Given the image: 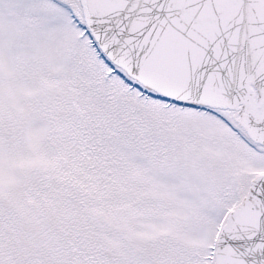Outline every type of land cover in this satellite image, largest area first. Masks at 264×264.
Wrapping results in <instances>:
<instances>
[{"label":"snow or ice","instance_id":"6c2138e0","mask_svg":"<svg viewBox=\"0 0 264 264\" xmlns=\"http://www.w3.org/2000/svg\"><path fill=\"white\" fill-rule=\"evenodd\" d=\"M0 264H264V0H0Z\"/></svg>","mask_w":264,"mask_h":264}]
</instances>
